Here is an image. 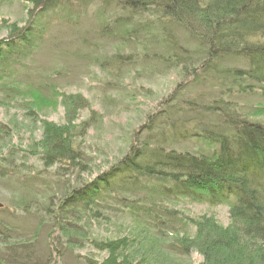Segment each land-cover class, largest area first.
<instances>
[{"label":"trees","instance_id":"trees-1","mask_svg":"<svg viewBox=\"0 0 264 264\" xmlns=\"http://www.w3.org/2000/svg\"><path fill=\"white\" fill-rule=\"evenodd\" d=\"M24 1L32 5L33 19L35 14L71 5L74 0ZM96 2L117 13L103 27V35L122 39L124 46L144 47V61L162 63L170 70L179 69L182 82L162 100L161 110L134 133L132 145L117 163L93 180H81L79 187L71 191L69 188L59 206L54 203L53 209L47 210L54 226L46 230L44 243L30 236H13L16 230L0 226V264H59L67 248L76 245L71 232L84 231L80 222L103 220L102 205L113 201L141 221L150 238L93 240L96 250L108 251L110 255L102 263L87 259L86 264H136L140 251L147 255L154 248L164 250L161 243L165 241L170 242L166 253L178 258L196 252L203 257L204 264H264V124L241 118L232 103L222 97L205 104L183 98L180 99L183 108L177 104L188 86H204L212 81L226 96L235 92L234 85L239 86L237 92L253 90L244 85L248 81L264 85V0ZM6 27L9 34L0 40V79L5 84L4 90L10 91L9 97L17 98L27 92L6 85L3 72L13 59L19 58L20 51L34 49L40 33H35L33 24L25 28L14 24ZM180 28L194 42V50L179 45L175 31ZM141 39L143 43L139 42ZM137 56L117 53L103 68L118 75ZM232 59L244 62L248 69L221 65ZM61 97L66 122L46 127L38 153L46 168L59 165L64 175L70 171L86 174L90 170L80 140L87 137L90 121L77 125L75 122L78 113L89 108V104L78 94ZM33 102L52 103L47 99L41 101L40 97ZM178 112L185 117L174 119ZM208 116H217L221 124H205ZM9 135L8 127L0 122V154L3 137ZM191 139L203 142L207 149L196 152L174 149ZM14 150V147L10 150L12 155ZM0 161L8 162L9 166L14 164L5 155H0ZM170 200H189L209 207L229 205L230 224L224 227L207 216L187 218L168 205ZM188 225L196 228L194 235L184 229ZM54 230L59 236H54ZM45 242L50 255L44 262L37 249L42 250Z\"/></svg>","mask_w":264,"mask_h":264},{"label":"rangeland","instance_id":"rangeland-1","mask_svg":"<svg viewBox=\"0 0 264 264\" xmlns=\"http://www.w3.org/2000/svg\"><path fill=\"white\" fill-rule=\"evenodd\" d=\"M31 8L32 5L24 0H0V40L8 36L9 28L6 26L9 24L18 28L33 24L35 33H40V37L35 39L34 49L30 47L20 51L19 58L13 59L7 71L3 72L6 85L21 87L20 90L26 91L27 95L9 97L11 93L4 90L2 85L5 84H1L0 79V122L10 130V135L3 137L0 155L10 157V161L14 162L9 166L8 162L0 161L3 167H0V203L5 205L0 209V226L16 230L13 236H30L44 243L46 230L54 226L47 210H52L54 203L59 206V200L63 199L69 188L71 191L79 187L81 180H93L101 171L117 163L132 145L134 133L152 114L161 110L162 100L175 92L182 78L178 75L179 69L170 70L162 63L144 61V47L124 46L122 39L103 35V27L110 24L117 13L101 7L96 0H74L71 5L35 14L33 19L30 17ZM175 33L180 46L195 49L194 42L190 41L185 31L180 28ZM139 42L144 41L141 39ZM117 53L138 56L135 62L115 75L104 69L103 65ZM221 65L248 69V65L238 59L224 61ZM247 84L254 89L237 92L239 86L234 85L235 92L226 96L212 81L204 86H188L178 97L177 104L183 98L196 99L205 104L222 97L232 103L241 118L264 124V85L253 81L244 85ZM61 94L81 95L89 104V108L78 113L75 122L77 125L90 121L87 137L80 140L90 170L86 174L70 171L64 175L59 165L46 168L39 154V143L44 141L46 127L50 124L62 126L66 122ZM36 97L52 103H34ZM184 117L181 112L174 115L176 120ZM217 123L221 124L217 116L205 118V124L215 126ZM146 136L144 133L143 139ZM13 147L14 155L10 152ZM175 148L190 152L207 149L197 139L181 142ZM138 198L142 197L139 195ZM168 205L180 210L187 218L207 216L224 227L230 224L229 205L209 207L189 200H170ZM102 208L103 220L80 222V228L84 227V231L71 232L76 237V245L67 248L59 264H86L87 259L99 263L105 261L109 252L96 250L93 240L112 241L128 236L141 241L150 238L149 233H144L146 230L142 222L133 218L130 211L123 209L117 201L105 202ZM184 229L191 235L196 232L192 225ZM52 233L55 237L59 236L55 230ZM169 243L162 242L164 250L154 248L152 252L148 250L150 253L147 255L137 249L140 255L135 263L204 264L203 257L196 252L180 258L166 253ZM44 246L45 249L37 251L45 262L50 254L46 242ZM141 254L144 256L141 257Z\"/></svg>","mask_w":264,"mask_h":264},{"label":"water","instance_id":"water-1","mask_svg":"<svg viewBox=\"0 0 264 264\" xmlns=\"http://www.w3.org/2000/svg\"><path fill=\"white\" fill-rule=\"evenodd\" d=\"M4 208V205L2 203H0V209Z\"/></svg>","mask_w":264,"mask_h":264}]
</instances>
